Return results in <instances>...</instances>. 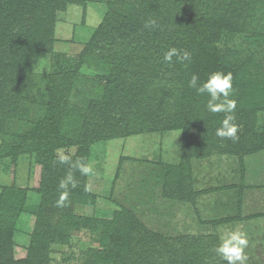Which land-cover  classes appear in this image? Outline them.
Segmentation results:
<instances>
[{"label":"trees","instance_id":"trees-1","mask_svg":"<svg viewBox=\"0 0 264 264\" xmlns=\"http://www.w3.org/2000/svg\"><path fill=\"white\" fill-rule=\"evenodd\" d=\"M90 2L106 10L73 68L48 74L47 91L36 99L42 114L12 129L22 123L32 66L53 48L59 14ZM233 35L245 46L226 44ZM84 64L97 74L74 105ZM175 129L182 131L180 158L163 169L165 196L194 194L193 157L264 149V0H0V159L9 158L13 184L18 162L29 160L28 189L38 198L25 208L20 188L1 187L0 264H48L49 245L68 242L82 227L108 245L97 255L101 264H229L206 252L209 237H167L124 206L98 214L86 190L91 145ZM68 148L74 152L57 154ZM79 203L91 213L76 215ZM24 212L29 240L16 256Z\"/></svg>","mask_w":264,"mask_h":264},{"label":"rangeland","instance_id":"rangeland-1","mask_svg":"<svg viewBox=\"0 0 264 264\" xmlns=\"http://www.w3.org/2000/svg\"><path fill=\"white\" fill-rule=\"evenodd\" d=\"M105 10L103 3L90 2L86 8L69 4L59 14L53 48L41 52L32 66L28 77L33 86L26 89L29 96L26 95L27 103L21 112L22 123L14 122L12 129L26 128L31 119L42 114L36 99L40 92L47 91L48 74L73 68ZM226 44L245 46L239 35L229 36ZM81 70L86 81L79 82L73 90L74 105L80 103L93 73L97 74L87 64ZM181 138V129L152 130L91 145L85 187L95 195V211L105 216L104 212L124 206L147 228L167 237H188L192 243L196 238L209 237L206 252L213 254L214 260L218 261L222 254L229 264H264V149L244 157L226 150L193 157L190 185L194 194L179 199L163 194V169L179 161ZM73 152V148H68L57 154L65 157ZM8 163L9 158L0 159V191L2 186L13 184ZM28 163L23 156L14 177L15 188L22 191L18 199L25 208L38 202L28 189ZM73 211L78 216L91 213L80 203L74 205ZM21 215L14 234L19 244L16 256L25 254L23 246L28 243L31 226L28 214ZM100 240L101 235L82 227L68 242L49 245L48 264H101L97 255H104L108 245H100Z\"/></svg>","mask_w":264,"mask_h":264}]
</instances>
